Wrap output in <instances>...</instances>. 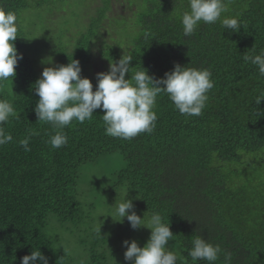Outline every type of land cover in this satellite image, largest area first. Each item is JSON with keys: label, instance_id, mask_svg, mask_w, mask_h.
Masks as SVG:
<instances>
[{"label": "trees", "instance_id": "trees-1", "mask_svg": "<svg viewBox=\"0 0 264 264\" xmlns=\"http://www.w3.org/2000/svg\"><path fill=\"white\" fill-rule=\"evenodd\" d=\"M63 1L0 0V8L17 15L14 44L23 55L13 80L0 82V99L12 103L18 117L2 125L13 142L0 146V264H21L22 257L37 248L48 264H72L49 236V221L56 218L61 226L83 222L77 192L81 166L114 152L126 163L117 174L119 182L128 185L149 216L159 212L169 224L177 264H208L193 262L188 255L197 236L230 253V264H264V100L255 105L264 91V77L243 60L245 53L264 50V0H231L224 16L237 17L243 25L239 31L224 29L219 21L201 22L192 36H184L180 19L188 0H138L137 5L130 3L138 8L133 11L138 14L135 28L125 32L128 40L119 52L117 41L104 40L103 33L95 31L116 1L103 0L76 45L51 41L41 58L31 59L20 14L44 8L49 12ZM120 53L132 56L133 72L145 70L154 79L177 63L208 69L214 88L202 115H181L161 93L152 133L131 140L109 136L104 112L96 109L91 120L73 121L62 129L68 142L53 149L48 140L57 129L38 121L34 111L39 97L32 86L43 69L77 59L81 76L91 80L95 91L91 61L101 57L118 62L115 56ZM130 78L131 72L126 73L125 79ZM30 132L31 151H24L19 141ZM109 241L98 231L89 242L80 241L88 254L85 264H108ZM215 264H225L223 253Z\"/></svg>", "mask_w": 264, "mask_h": 264}, {"label": "clouds", "instance_id": "clouds-1", "mask_svg": "<svg viewBox=\"0 0 264 264\" xmlns=\"http://www.w3.org/2000/svg\"><path fill=\"white\" fill-rule=\"evenodd\" d=\"M231 0H188V10L180 14L184 36H192L201 22L205 24L221 23L224 29L239 31L243 26L237 17L224 16L229 11ZM18 18L12 11L0 8V82L13 80L16 75L19 54L14 41L18 36ZM131 55L123 54L118 62H112L109 71L96 74L97 86L87 77L81 76L79 60L70 59L66 65L45 67L41 77L33 84L39 100L34 109L38 121H43L57 129L48 143L53 149L61 148L68 142V137L61 131L73 121L83 123L91 120L94 110L102 109L103 122L107 135L131 140L140 133H152L156 126L157 114L154 111L158 95L166 93L176 110L187 117L200 116L206 107L208 93L214 88L211 72L174 65L173 70L166 72L164 77L154 79L145 70L132 71ZM243 60L257 66L258 73L264 77V50L259 54H243ZM143 68V67H142ZM144 69V68H143ZM131 72V78L125 74ZM264 100V91L255 98V105ZM10 118H18L12 103L0 99V146L13 142V136L4 131L2 125ZM34 133L19 141L24 151H31L29 141ZM126 190L121 201L114 208L105 212L100 210L98 216L105 215L122 222L126 217L133 229L147 227L151 229L150 238L143 247L136 240L123 241L126 246L125 261L132 264H177L179 254L168 250L167 246L173 233L169 224L162 220L159 212H153L143 218L133 210L134 205L127 197ZM100 231V228H99ZM188 252L193 262L204 260L215 264L224 254L225 264H230V253L224 252L219 244L213 245L197 236L192 241ZM48 264V259L39 248L31 254L24 255L21 264Z\"/></svg>", "mask_w": 264, "mask_h": 264}, {"label": "rangeland", "instance_id": "rangeland-1", "mask_svg": "<svg viewBox=\"0 0 264 264\" xmlns=\"http://www.w3.org/2000/svg\"><path fill=\"white\" fill-rule=\"evenodd\" d=\"M130 3L137 5L138 0H116L112 5L113 11L107 12L108 19L103 18L102 24L99 23L98 28L95 29L96 32L103 33L104 40L114 44L117 41L119 45L116 47L117 52L124 47L121 46V43L128 40L125 32H130L133 27L135 28L138 8ZM102 6L103 0H65L54 8L52 7L50 13L47 8L28 11L27 16H23L24 12L21 13L19 26L21 33L29 38H25L24 41L29 57L34 60L41 58L43 56L41 53L51 41L57 45L61 43L76 45L77 38L81 35L80 32L88 31L90 23L93 21L92 16ZM136 10L137 12L134 13L133 11ZM114 17L122 18L112 22L111 19ZM115 32L122 33L117 36ZM66 38L71 41H66ZM115 57L120 59L121 53ZM116 61L95 57L91 61L93 78L97 81L96 74L109 71L110 63ZM257 162L261 165L260 158H257ZM125 165V160L119 152L102 155L83 164L77 184L78 200L84 211L83 222L80 224L67 223V225L61 226L56 218L49 221V236L61 245L57 248L67 253L72 259V264L87 262L88 254L80 241L89 242L93 232L98 231L101 237L110 240L107 243L110 248L107 253L108 264H132V261L124 259L126 246L123 245V241L136 240L138 245L143 247L150 238L151 229L147 227L133 229L126 217L120 222L114 220V218L119 219L118 217L98 216L100 210L107 212L114 208L115 204L121 201L126 190H128L126 198L132 200L133 210L137 215L141 218L144 213L145 218L149 216L142 209L140 199L132 193L128 185L121 184L118 180L117 174L124 169ZM167 248L175 252L170 243Z\"/></svg>", "mask_w": 264, "mask_h": 264}]
</instances>
